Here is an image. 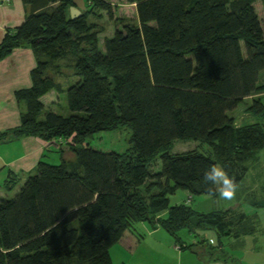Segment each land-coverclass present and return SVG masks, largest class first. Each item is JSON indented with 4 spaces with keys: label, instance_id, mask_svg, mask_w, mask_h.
Segmentation results:
<instances>
[{
    "label": "trees",
    "instance_id": "trees-1",
    "mask_svg": "<svg viewBox=\"0 0 264 264\" xmlns=\"http://www.w3.org/2000/svg\"><path fill=\"white\" fill-rule=\"evenodd\" d=\"M22 2L27 15L6 29L0 59L28 45L35 66L31 85L15 92L25 104L20 122L0 132V143L30 135L63 142L53 143L59 164L40 159L13 196H0V264H113L110 248L141 221L163 228L182 249L205 239L184 242L181 228L196 235L213 228L220 240L253 233L238 209L199 212L190 203L170 205L168 195L216 196L204 170L221 165L238 185L264 148L262 122L237 124L229 115L263 93L246 110L264 117V13L258 16L255 0H126L138 23L118 24L104 50L88 17L103 10L112 18L108 0H84L74 18L73 0ZM68 56L79 78L63 88L48 71ZM53 89L66 93L68 115L40 100ZM120 125L131 129L127 150L90 145L95 133ZM175 140L208 150L172 153ZM17 178L9 169L7 188ZM209 246L208 256L219 258L221 241Z\"/></svg>",
    "mask_w": 264,
    "mask_h": 264
},
{
    "label": "rangeland",
    "instance_id": "rangeland-1",
    "mask_svg": "<svg viewBox=\"0 0 264 264\" xmlns=\"http://www.w3.org/2000/svg\"><path fill=\"white\" fill-rule=\"evenodd\" d=\"M108 1L112 4V18H109L103 10H96L95 13L90 14L88 17L89 22L95 23L94 30L97 32L98 47L100 50H104L105 39L112 36L118 24L138 23L134 3H128L126 0ZM253 5L258 16L262 17L264 13L263 1L255 0ZM242 48L243 53H245L244 46H242ZM71 62L72 57L68 56L57 62V69H55L56 67H52L48 71V74L54 78L55 82L61 84L63 88L75 83L79 78L73 73L71 66H69ZM262 95L263 93H258L246 97L235 109L229 112V115L233 116L237 124H248L257 121L264 124V117L253 115L250 110H246L247 107L251 105L254 98H258ZM43 101L46 107L56 110L58 113L68 115L70 112L67 106L65 92L58 93L56 90H53L44 96ZM9 128L12 127L1 128L0 132ZM130 136V127L128 125H120L112 130H104L95 133L90 138V145L102 151L114 150L124 152L130 146ZM194 148H198L202 151L208 150L206 144L200 145L199 142L195 140H175L172 144L171 152L177 153ZM51 149L50 151L46 150L44 160L52 164H59L61 161L60 153L55 148ZM0 150L4 155L12 156L19 151V146L15 143L8 144V142H1ZM151 168L154 171L160 168L159 158L155 160V164L152 165ZM6 175L7 174H5V178ZM21 178V174H19V178L15 180V183H12L11 179V187L7 188V185L3 184L4 178L0 177L1 194L7 197L13 196L19 190L23 182ZM168 199L170 205L183 202L190 203V205L199 212H210L226 208L238 209L244 212L247 218L243 222V225L253 227L254 231L238 239L234 237H222L220 240L213 228H202L198 230V235L189 233L187 228H181L178 231V235L184 242L193 240L201 241L205 239L203 244L198 246L204 255H207V251L210 247L209 243H211L210 240L213 241V246H216L219 241H221L222 251H217V253L222 257L227 256L228 258L229 256L234 264H264V148L259 150L256 159L249 164V170L244 179L237 185V193L234 199L224 200L218 195L213 196L209 194L190 195L183 189H177L173 194H169ZM113 249L112 246L110 248L112 262Z\"/></svg>",
    "mask_w": 264,
    "mask_h": 264
},
{
    "label": "crops",
    "instance_id": "crops-1",
    "mask_svg": "<svg viewBox=\"0 0 264 264\" xmlns=\"http://www.w3.org/2000/svg\"><path fill=\"white\" fill-rule=\"evenodd\" d=\"M27 12L28 6L22 0H0V42L6 29L18 26ZM34 66L35 57L28 45L19 46L7 57L0 59V129L19 124L25 104L16 99L15 92L31 85L30 71ZM53 90L41 96L44 105V96ZM11 143L18 144L17 153L8 156L0 152V177L4 178V185L9 169L18 178L21 174L24 181L35 171L37 162L44 159L46 150L60 148L32 135L8 141V144ZM62 149L66 159L74 158L66 146L62 145ZM0 196H3L1 192ZM210 242L213 245V241ZM113 248V264H234L229 256L222 257L217 252L219 258L208 256V253L204 255L198 246L193 249L178 248L167 231L160 226L153 228L147 221L137 223L133 230H126Z\"/></svg>",
    "mask_w": 264,
    "mask_h": 264
},
{
    "label": "clouds",
    "instance_id": "clouds-1",
    "mask_svg": "<svg viewBox=\"0 0 264 264\" xmlns=\"http://www.w3.org/2000/svg\"><path fill=\"white\" fill-rule=\"evenodd\" d=\"M203 182L210 186V191L221 199L232 200L237 193L235 179L218 164H212L203 172Z\"/></svg>",
    "mask_w": 264,
    "mask_h": 264
},
{
    "label": "water",
    "instance_id": "water-1",
    "mask_svg": "<svg viewBox=\"0 0 264 264\" xmlns=\"http://www.w3.org/2000/svg\"><path fill=\"white\" fill-rule=\"evenodd\" d=\"M74 5L69 7V15L71 18L79 16L85 10L84 0H73Z\"/></svg>",
    "mask_w": 264,
    "mask_h": 264
},
{
    "label": "built area",
    "instance_id": "built-area-1",
    "mask_svg": "<svg viewBox=\"0 0 264 264\" xmlns=\"http://www.w3.org/2000/svg\"><path fill=\"white\" fill-rule=\"evenodd\" d=\"M56 142H57V143H62L63 141H62V139H58ZM56 142H53V143H56ZM49 143L52 144V142H49Z\"/></svg>",
    "mask_w": 264,
    "mask_h": 264
}]
</instances>
